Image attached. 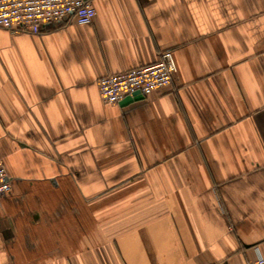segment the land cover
<instances>
[{
	"label": "crops",
	"instance_id": "1",
	"mask_svg": "<svg viewBox=\"0 0 264 264\" xmlns=\"http://www.w3.org/2000/svg\"><path fill=\"white\" fill-rule=\"evenodd\" d=\"M0 28V264H243L264 256V0H90ZM127 103L98 80L158 62Z\"/></svg>",
	"mask_w": 264,
	"mask_h": 264
},
{
	"label": "built area",
	"instance_id": "2",
	"mask_svg": "<svg viewBox=\"0 0 264 264\" xmlns=\"http://www.w3.org/2000/svg\"><path fill=\"white\" fill-rule=\"evenodd\" d=\"M96 8L90 0H0V28L13 33H38L46 23L72 16L78 24H91ZM178 67L172 50H166L155 64L111 72L99 78L102 99L118 104L136 92L150 96L155 90L170 85ZM12 190L7 167L0 157V196ZM243 264H264V256Z\"/></svg>",
	"mask_w": 264,
	"mask_h": 264
},
{
	"label": "water",
	"instance_id": "3",
	"mask_svg": "<svg viewBox=\"0 0 264 264\" xmlns=\"http://www.w3.org/2000/svg\"><path fill=\"white\" fill-rule=\"evenodd\" d=\"M142 97H144L143 94H141L140 92H136L133 97H130V96L126 97L122 101V103H127V102H129V101H131L133 99H138V98H142Z\"/></svg>",
	"mask_w": 264,
	"mask_h": 264
}]
</instances>
